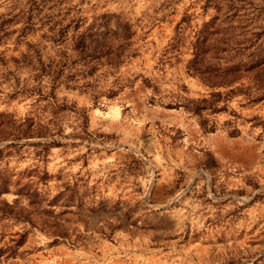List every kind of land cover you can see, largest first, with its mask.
Masks as SVG:
<instances>
[{
	"label": "clouds",
	"instance_id": "1",
	"mask_svg": "<svg viewBox=\"0 0 264 264\" xmlns=\"http://www.w3.org/2000/svg\"><path fill=\"white\" fill-rule=\"evenodd\" d=\"M205 4L0 0V23L16 31L0 44V112H13L12 91L43 88L41 123L68 145L51 149L52 164L36 149L17 154L8 146L24 118L13 113V134L0 137V170L13 174L0 184L22 192H0L16 209L0 219V264H32L40 248L73 264H264V0ZM189 6L176 53L167 45ZM21 53L30 63L12 61Z\"/></svg>",
	"mask_w": 264,
	"mask_h": 264
},
{
	"label": "rangeland",
	"instance_id": "2",
	"mask_svg": "<svg viewBox=\"0 0 264 264\" xmlns=\"http://www.w3.org/2000/svg\"><path fill=\"white\" fill-rule=\"evenodd\" d=\"M62 3L63 0H60ZM51 3V0H44L45 7ZM56 5L53 4V7ZM207 0L204 7H207ZM191 7L189 6V9L185 10V13L183 16H181L180 20L176 22V34L172 37L171 41H169L167 45L168 50H174L176 53H181L183 49L188 45V37L191 34L188 30L193 28V18L195 17V13L191 11ZM51 10V9H50ZM40 12L43 11V9H39ZM71 10H69V13H66L65 15H69ZM173 16L175 13L173 12ZM16 16H20L19 13L16 14ZM13 19H16V17H13ZM31 17H29V24L27 27H30L33 31H36L35 24L31 23ZM51 23V20L48 21ZM185 22H187V28L183 32H180L179 29L181 25H184ZM4 23H9V21H5ZM4 23H0V44L7 43L11 40L13 36L16 35L15 30H8L5 29ZM205 24L208 23V21H204ZM59 24V21L57 22ZM43 26V24H42ZM27 27L25 30L20 32L19 36H16V41L22 42V38L25 37V32L27 31ZM53 27H56V25H53ZM66 27H71V25H68ZM52 29H50L51 31ZM200 30H202V26H197L196 30V36L192 39V46L193 49H195L196 44L198 43V39L200 36ZM61 31H65V29H61ZM75 31V30H73ZM43 38V37H42ZM78 39L76 36H73V40ZM82 40V37L79 38ZM153 47H155V41H151ZM29 47H34L33 45H29ZM14 52H18L19 48H14ZM38 52V50H37ZM138 55H140L139 50L132 53V58L135 59ZM195 55V52L193 53ZM24 59L26 63H30L28 60V57L24 55L23 53L20 54V58L17 56H12L11 59L15 64L20 63V59ZM7 57L0 56V63L5 64L7 67ZM38 63L43 64L42 58L38 59ZM191 63V61H189ZM48 68H51V65L47 66ZM9 75H12V73H9ZM60 75H63V68L60 69ZM17 79V85L19 86V78L14 77ZM52 93L48 92L46 93L43 88H37V89H20L19 91H12L8 94V100L11 102L9 107L13 109V112H0V137L7 138L8 136L12 135L13 133L8 131L9 126L12 124V122L15 119V115H19L24 118V124L20 126V128L17 130L19 132V135L16 137V143L9 145V148H12L17 151V154H19L20 151H22L25 147L36 149L35 155L37 157H42L44 162L47 164L54 163V160L51 159L55 156V153L51 151L52 148H64L67 149L68 145L59 141V140H50L49 136L51 135V129L47 128L43 123H41V119L44 117L45 113L48 112V104L47 99L49 96H51ZM34 100V103H33ZM40 105V109H38L35 113L32 112V109L36 106ZM66 107V105L61 106V109L59 111L53 110V115L62 114V109ZM15 113V115L13 114ZM51 123V121L49 122ZM55 135H60L59 132L55 133ZM23 137L26 143L20 144L19 141ZM75 147V145H73ZM12 152H7V156H12ZM6 159L5 151L0 149V160ZM79 159V158H78ZM34 173L38 172L39 169L33 170ZM13 173H10L7 168L4 170H0V178L9 177ZM47 174V173H45ZM9 180L5 179L3 184H0V192H6L7 198L11 199L13 195H18L20 192H22V189H19L17 192H13L9 187ZM72 186L69 185V188ZM0 213L3 214V216H0V219L14 216L16 215V209L11 207L7 203V199L3 201L2 206H0ZM47 223V222H45ZM35 226V225H34ZM259 225H256L258 227ZM256 227L252 229L253 232L256 231ZM251 235V233H249ZM264 235V233H261ZM20 241H23L24 243L27 242V233H17L16 234ZM243 236V233H241ZM75 243L79 240V236H75L73 233ZM68 235L65 233L61 236V240L68 239ZM110 243H115V241H110ZM60 244V241H55L53 244H50L48 247L49 249L58 248ZM3 250L0 249V253H2ZM36 252H40L41 255H36L35 259L33 260L32 264H73V261L68 258L67 253H63L59 250H53V251H44L43 248L40 249H33L28 254L34 255ZM102 254V253H101ZM76 264H79V261H76Z\"/></svg>",
	"mask_w": 264,
	"mask_h": 264
}]
</instances>
